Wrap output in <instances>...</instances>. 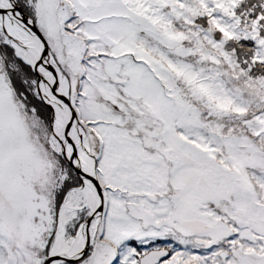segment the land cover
<instances>
[{"label": "snow or ice", "instance_id": "6c2138e0", "mask_svg": "<svg viewBox=\"0 0 264 264\" xmlns=\"http://www.w3.org/2000/svg\"><path fill=\"white\" fill-rule=\"evenodd\" d=\"M0 264H264V0H0Z\"/></svg>", "mask_w": 264, "mask_h": 264}]
</instances>
